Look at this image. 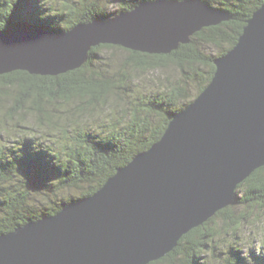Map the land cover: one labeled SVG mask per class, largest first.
Segmentation results:
<instances>
[{
  "label": "water",
  "instance_id": "obj_1",
  "mask_svg": "<svg viewBox=\"0 0 264 264\" xmlns=\"http://www.w3.org/2000/svg\"><path fill=\"white\" fill-rule=\"evenodd\" d=\"M228 19L204 0H156L64 33L23 24L0 33V75L58 76L81 68L105 44L170 54ZM213 62L209 84L160 140L99 190L0 234V264H149L232 205L238 185L264 166V4Z\"/></svg>",
  "mask_w": 264,
  "mask_h": 264
},
{
  "label": "trees",
  "instance_id": "obj_2",
  "mask_svg": "<svg viewBox=\"0 0 264 264\" xmlns=\"http://www.w3.org/2000/svg\"><path fill=\"white\" fill-rule=\"evenodd\" d=\"M102 1L0 0V33L9 34L23 24L64 33L80 23L107 20L143 1L156 0H117L121 6L111 15L102 8ZM204 1L227 12L230 19L204 27L170 54L105 44L94 47L81 68L58 76L24 70L0 75V113L5 111L0 119V234L55 215L71 202L94 194L118 168L159 141L173 116L214 75L215 57L203 46H219L224 48L219 56L226 54L238 42L247 20L264 4V0ZM106 48H122L129 54L115 74L107 73L104 57L99 56ZM169 63L180 69L183 79L161 90L137 91L122 110L125 118L108 128L87 124L85 115L94 116L98 107L107 105L110 95L126 94L141 71ZM58 112L70 123L53 122ZM236 192L232 205L184 235L168 255L149 264H264V256L253 249L242 256L239 243L220 244L223 232L237 236L247 220L246 211L239 215L237 207H264V166L241 182Z\"/></svg>",
  "mask_w": 264,
  "mask_h": 264
},
{
  "label": "rangeland",
  "instance_id": "obj_3",
  "mask_svg": "<svg viewBox=\"0 0 264 264\" xmlns=\"http://www.w3.org/2000/svg\"><path fill=\"white\" fill-rule=\"evenodd\" d=\"M101 6L104 10H106L107 14L109 13V15H111L114 14L121 5L117 0H103L101 2ZM203 50L208 55L216 57L220 55L224 48L207 44L203 46ZM127 53L128 52L122 48H106L100 50L99 56L104 57L103 62L106 64H104V67L107 68V73L115 74L116 71L120 69L119 67L122 65L125 58L129 55ZM183 78L182 72L174 63H169L166 67L155 70L151 69L149 71H141L139 75L135 76L132 80L126 94L117 92L118 94L110 95L107 100V105L105 104L102 108L98 107L97 111L94 113L95 115L91 118H88V116L91 115H85L84 118L87 120V124L89 126H97L100 129V126L104 125V127H106L105 125H107L108 128L114 121H122L125 118V114L122 113V110L125 108L127 109L128 105L131 104V101H133L132 99L137 91L149 93L161 90L168 87V85H171V83H176ZM5 105V108H7L8 104L6 103ZM4 112V110H1L0 119L5 117ZM58 113L59 114L54 116L53 122H58L62 125L70 123V120L63 118V114L60 112ZM9 124L11 126L12 123L9 121ZM2 141L5 140L3 139ZM245 211L247 220L245 222L243 220V224L240 225V229L237 230V236H235L234 232L228 234H224L223 232V236H220V244L223 243V246L225 247L226 244H233L236 242L239 243V247L242 250V256H245V253L250 249H253V251L257 254L264 256V207L253 209L251 207L247 208L245 206H240L236 208V212L239 215L241 213L244 214ZM253 213L256 217H258L257 219L253 217Z\"/></svg>",
  "mask_w": 264,
  "mask_h": 264
},
{
  "label": "snow or ice",
  "instance_id": "obj_4",
  "mask_svg": "<svg viewBox=\"0 0 264 264\" xmlns=\"http://www.w3.org/2000/svg\"><path fill=\"white\" fill-rule=\"evenodd\" d=\"M189 2H192V0H189Z\"/></svg>",
  "mask_w": 264,
  "mask_h": 264
}]
</instances>
